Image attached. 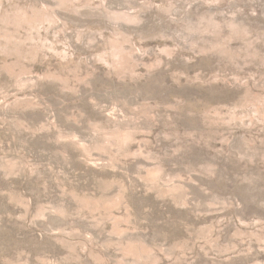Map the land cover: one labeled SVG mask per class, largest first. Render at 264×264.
I'll list each match as a JSON object with an SVG mask.
<instances>
[{
  "label": "rangeland",
  "instance_id": "1",
  "mask_svg": "<svg viewBox=\"0 0 264 264\" xmlns=\"http://www.w3.org/2000/svg\"><path fill=\"white\" fill-rule=\"evenodd\" d=\"M0 264H264V0H0Z\"/></svg>",
  "mask_w": 264,
  "mask_h": 264
}]
</instances>
